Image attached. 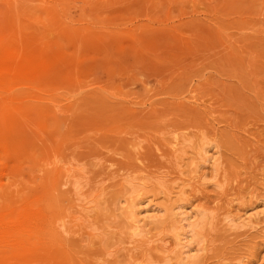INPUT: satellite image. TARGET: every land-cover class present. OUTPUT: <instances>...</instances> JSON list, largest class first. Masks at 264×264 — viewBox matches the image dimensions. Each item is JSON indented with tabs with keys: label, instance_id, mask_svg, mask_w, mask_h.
Returning a JSON list of instances; mask_svg holds the SVG:
<instances>
[{
	"label": "rangeland",
	"instance_id": "374dc122",
	"mask_svg": "<svg viewBox=\"0 0 264 264\" xmlns=\"http://www.w3.org/2000/svg\"><path fill=\"white\" fill-rule=\"evenodd\" d=\"M134 190L207 212L186 264H264V0H0V264H178Z\"/></svg>",
	"mask_w": 264,
	"mask_h": 264
},
{
	"label": "bare ground",
	"instance_id": "6f19581e",
	"mask_svg": "<svg viewBox=\"0 0 264 264\" xmlns=\"http://www.w3.org/2000/svg\"><path fill=\"white\" fill-rule=\"evenodd\" d=\"M9 56L11 57V55H7L6 57L9 58ZM15 57V56H14ZM17 57V56H16ZM34 57V56H33ZM4 59V58H3ZM12 59V57H11ZM10 60V59H9ZM18 60V59H17ZM15 60L17 63H19V61ZM22 60V59H21ZM33 60V58L31 59V61ZM5 61V59H4ZM3 61V62H4ZM14 61V62H15ZM24 61V60H23ZM30 60L27 61L31 62ZM40 61V60H39ZM14 62L10 63L9 62V65L12 64V66H14ZM21 62V61H20ZM26 62V61H25ZM24 62V63H25ZM37 62V61H34V63ZM2 63V62H1ZM23 64V63H21ZM20 64V66H21ZM32 64V63H31ZM30 64V65H31ZM38 64V63H37ZM3 65V64H1ZM25 65V64H23ZM22 65V67H23ZM27 65V64H26ZM45 65V64H43ZM7 67V65H5ZM5 67V68H6ZM11 67V66H10ZM17 67H18V64H17ZM30 67V66H29ZM28 67V69H29ZM37 67V66H36ZM46 67V66H44ZM3 68V66L1 67ZM14 68V67H13ZM25 68V67H24ZM38 69L41 68L40 67H37ZM10 69L9 66L7 67V70ZM12 69V67H11ZM1 70H5V69H1ZM35 70V68H34ZM6 71V70H5ZM3 71V72H5ZM11 71V70H10ZM13 71V70H12ZM16 71V70H15ZM18 71V69H17ZM21 72L23 71L20 70ZM6 72H9V71H6ZM5 72V73H6ZM20 72V74H21ZM30 72V71H28ZM40 72V71H38ZM8 74V73H7ZM19 74V72H18ZM19 74V75H20ZM35 74V73H33ZM23 75V74H22ZM21 75V76H22ZM29 77L30 75L27 74ZM36 75V74H35ZM40 75V74H39ZM26 76V75H24ZM23 76V77H24ZM27 76V78H28ZM34 76V75H33ZM34 78V77H33ZM32 78V79H33ZM39 79V78H38ZM2 99V98H1ZM7 127V126H6ZM7 132V131H6ZM12 137V136H11ZM5 138V137H4ZM16 140V139H15ZM179 139L177 137H173L171 140H170V144L172 145L173 148L176 149V147L178 146L179 144ZM5 141V140H4ZM181 141V140H180ZM3 142V141H2ZM139 147V146H138ZM137 147V148H138ZM2 150V149H1ZM4 150V148H3ZM5 151V150H4ZM207 152L208 150H205V149H202V154L203 155H207ZM199 154V153H198ZM5 155V154H4ZM201 155V154H200ZM10 157V156H9ZM209 157H206L203 161V163H206L208 160ZM202 159V158H201ZM65 162V161H64ZM217 160H214L212 163H211V166L212 167H215V164H216ZM93 164V163H91ZM193 164V169H192V176L190 177V181L191 183H195L197 182V180H199L200 178H204L205 175L204 173L203 174H200L201 172L198 171L199 170V167H201V165L199 163H192ZM58 166V165H57ZM60 168H63V167H60ZM59 168V169H60ZM54 169V168H53ZM200 172V173H199ZM66 176V175H65ZM58 177L59 178H63L64 177V173H62V170L58 171ZM180 178V177H179ZM66 183V182H65ZM199 183V182H198ZM204 182H202L201 184L203 185ZM62 184V183H61ZM115 185V184H114ZM182 188V187H181ZM71 190V189H69ZM130 190V189H129ZM68 190H66L65 192L66 193H69L67 192ZM184 192V191H183ZM66 193H64L66 195ZM181 193V192H180ZM122 194V193H121ZM69 195V194H68ZM66 195L68 198L66 201L67 202V207L65 206V210L68 211V209L71 210V208H73L75 206L73 200H75V198L72 200L70 197H71V194L70 196ZM125 195V194H124ZM123 195V196H124ZM169 196V194H168ZM168 196L165 195V198L168 199ZM54 197V196H53ZM181 202V201H180ZM117 204L119 205L117 207V210L120 211L121 214H125L124 215V218L126 220V229L128 231H130V235H131V238L133 237H137V236H140L142 235L143 233L147 234V232L145 231V228L147 227V225L150 223H154L155 222V219L157 217V215L159 214V212H161L163 209V211L165 212V210L167 212L170 213V216H172L174 219L171 220L173 223H172V231L174 232V238L176 240V243H177V246H178V253H177V263L178 264H186L187 262H185V258H187V255L188 254V250H185L184 248H188L189 245H191L192 243H195L197 246H199L201 243H203V235H202V231L203 229H205L206 225H209L210 224V218L209 216H207V212H205L204 210H195V211H183L182 212H177L178 209L181 208V204L178 202V201H173L167 205H158L156 204L155 202H153V199L152 197H143V195L141 193H139V190H134L130 193V195L128 196V198H122V199H117ZM78 205V204H76ZM124 205V206H123ZM183 206V205H182ZM75 208V207H74ZM151 208V209H150ZM183 208V207H182ZM181 208V209H182ZM185 208V207H184ZM207 209V208H206ZM74 210V209H73ZM145 213L146 215L142 216V213ZM181 214H184V216H181L180 218H178L179 215ZM142 216V217H141ZM162 216V215H161ZM241 216V215H240ZM240 216L238 218H240ZM171 217V218H172ZM67 218V216L64 214V212L59 215V220H60V224H62L63 226H65V219ZM160 218V217H159ZM158 218V219H159ZM226 223L229 224V227L232 228V224L231 222L233 221L232 218L230 217H227L225 216L224 219H223ZM149 221V222H147ZM236 220L234 219L233 222H235ZM252 218L248 217L247 220H242L239 224V227H246V226H250L252 224ZM152 223V224H153ZM237 223V222H236ZM256 223V222H255ZM156 225V224H155ZM61 227V225H59ZM127 232V231H126ZM207 238V237H206ZM153 241V240H152ZM185 241H187L188 243H185ZM129 242H126V244H128ZM151 243V241H150ZM196 246V247H197ZM157 247V246H155ZM199 248V247H198ZM184 249V250H183ZM197 249V248H196ZM190 250V249H189ZM158 251V250H157ZM198 251V250H197ZM162 252V251H161ZM163 254V253H162ZM176 256V255H175ZM189 257L192 258V255H190ZM132 259V258H130ZM171 259V258H170ZM190 260V259H189ZM125 264H152L151 261H148L147 259L145 258H138V259H134V261L132 262H128V263H125Z\"/></svg>",
	"mask_w": 264,
	"mask_h": 264
}]
</instances>
